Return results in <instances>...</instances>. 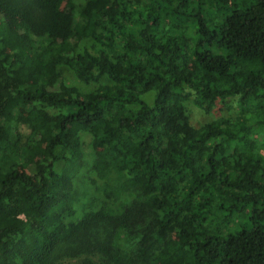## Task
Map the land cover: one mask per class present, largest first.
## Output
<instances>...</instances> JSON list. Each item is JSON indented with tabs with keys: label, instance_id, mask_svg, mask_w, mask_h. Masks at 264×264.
Listing matches in <instances>:
<instances>
[{
	"label": "trees",
	"instance_id": "obj_1",
	"mask_svg": "<svg viewBox=\"0 0 264 264\" xmlns=\"http://www.w3.org/2000/svg\"><path fill=\"white\" fill-rule=\"evenodd\" d=\"M0 264H264V0H0Z\"/></svg>",
	"mask_w": 264,
	"mask_h": 264
},
{
	"label": "rangeland",
	"instance_id": "obj_2",
	"mask_svg": "<svg viewBox=\"0 0 264 264\" xmlns=\"http://www.w3.org/2000/svg\"><path fill=\"white\" fill-rule=\"evenodd\" d=\"M65 75L68 77L70 82H74L72 76H70L67 73H65ZM187 108L191 119H193L196 122V124L199 126L220 117L235 118L240 114V109L237 107L235 103H233L232 108L226 107L224 105L222 106L219 105L218 107L214 108V110L209 114L197 109L192 104H188ZM22 132L24 134H27L28 128L25 126L22 127ZM81 141L84 152V159L88 162H91L96 152V148L93 142V137L89 133H82Z\"/></svg>",
	"mask_w": 264,
	"mask_h": 264
}]
</instances>
